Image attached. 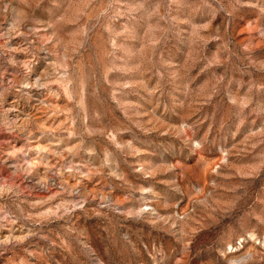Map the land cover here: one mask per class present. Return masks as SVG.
<instances>
[{"label":"rangeland","instance_id":"1","mask_svg":"<svg viewBox=\"0 0 264 264\" xmlns=\"http://www.w3.org/2000/svg\"><path fill=\"white\" fill-rule=\"evenodd\" d=\"M0 264H264V0H0Z\"/></svg>","mask_w":264,"mask_h":264}]
</instances>
